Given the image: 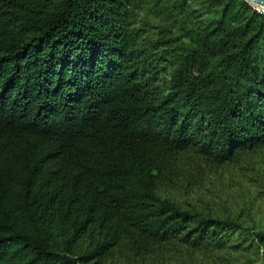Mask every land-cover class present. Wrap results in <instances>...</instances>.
<instances>
[{
  "label": "trees",
  "instance_id": "1",
  "mask_svg": "<svg viewBox=\"0 0 264 264\" xmlns=\"http://www.w3.org/2000/svg\"><path fill=\"white\" fill-rule=\"evenodd\" d=\"M257 153L264 10L0 0V264H150L260 246L243 212L170 191H222L224 167L258 179Z\"/></svg>",
  "mask_w": 264,
  "mask_h": 264
},
{
  "label": "rangeland",
  "instance_id": "2",
  "mask_svg": "<svg viewBox=\"0 0 264 264\" xmlns=\"http://www.w3.org/2000/svg\"><path fill=\"white\" fill-rule=\"evenodd\" d=\"M252 4V3H250ZM253 8L263 11L259 5L252 4ZM142 14L144 12H141ZM141 14V15H142ZM255 165H259L258 179H251L245 176L237 169L224 167V189L220 191L221 181H214L213 184L207 182L201 187L190 193L184 192L183 189L175 188L173 191L176 195L185 194L184 197L203 206V203H211L212 208L225 211L230 214L243 212L246 224L254 231H264V155L260 153L251 157ZM242 175V177H241ZM261 176V179H260ZM233 177H235L233 179ZM231 179L234 181L231 182ZM203 201H202V200ZM209 251V250H208ZM212 254H204L197 251L193 255L184 253L181 258H176L175 251L166 253L164 257L152 260L150 264H264V244L257 246L250 245L247 249L240 251H231L224 254L225 258ZM107 264H127L117 257H112ZM146 264V263H145Z\"/></svg>",
  "mask_w": 264,
  "mask_h": 264
},
{
  "label": "water",
  "instance_id": "3",
  "mask_svg": "<svg viewBox=\"0 0 264 264\" xmlns=\"http://www.w3.org/2000/svg\"><path fill=\"white\" fill-rule=\"evenodd\" d=\"M246 1H248L249 3L255 4V5L258 4L264 7V0H246Z\"/></svg>",
  "mask_w": 264,
  "mask_h": 264
},
{
  "label": "bare ground",
  "instance_id": "4",
  "mask_svg": "<svg viewBox=\"0 0 264 264\" xmlns=\"http://www.w3.org/2000/svg\"><path fill=\"white\" fill-rule=\"evenodd\" d=\"M257 5H258V4H257ZM259 8L264 10V7H263V6H260V5H259Z\"/></svg>",
  "mask_w": 264,
  "mask_h": 264
}]
</instances>
